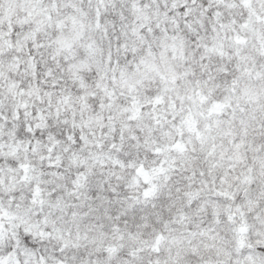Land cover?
Segmentation results:
<instances>
[{
  "label": "snow or ice",
  "instance_id": "obj_1",
  "mask_svg": "<svg viewBox=\"0 0 264 264\" xmlns=\"http://www.w3.org/2000/svg\"><path fill=\"white\" fill-rule=\"evenodd\" d=\"M0 264H264V0H0Z\"/></svg>",
  "mask_w": 264,
  "mask_h": 264
}]
</instances>
